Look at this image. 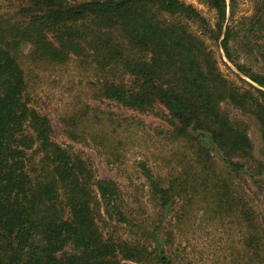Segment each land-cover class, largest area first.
Listing matches in <instances>:
<instances>
[{"label":"trees","instance_id":"trees-1","mask_svg":"<svg viewBox=\"0 0 264 264\" xmlns=\"http://www.w3.org/2000/svg\"><path fill=\"white\" fill-rule=\"evenodd\" d=\"M8 1L13 16L0 12V264H187L173 252L174 227H165L178 205L179 218L226 226L229 249L218 264H264V0L243 19L234 9L228 18L229 0H201L214 22L184 0ZM214 47L251 82L226 76ZM71 63L93 72L96 101L167 125L176 152L166 173L139 164L155 218L59 144L36 107L26 68ZM90 109L99 110L85 104L66 117L76 128L70 139L116 155L99 131H78Z\"/></svg>","mask_w":264,"mask_h":264},{"label":"rangeland","instance_id":"rangeland-1","mask_svg":"<svg viewBox=\"0 0 264 264\" xmlns=\"http://www.w3.org/2000/svg\"><path fill=\"white\" fill-rule=\"evenodd\" d=\"M184 1L196 6L204 16L214 22L215 13L201 0ZM229 5L231 8L228 9V18L233 9L236 19L250 17L255 10L254 0H235L233 5L229 0ZM0 12L13 16L14 8L10 7L8 0H0ZM214 48L220 68L226 76L236 80L240 85L245 83L240 82L238 75L246 82H251L227 59L223 50ZM29 68L26 69L30 88L34 93L33 100L38 110L51 119L55 140L65 147L71 146L84 159L90 161L99 178L113 179L126 187L132 195L130 200L135 201L133 195H136L137 199L147 205L149 215L155 218L152 202L146 195L147 188L139 172V164L143 160H148L157 171L166 173V160L172 158L176 147L165 136L167 125L162 118L152 113L132 111L110 101H96L93 98L92 87L88 85L94 74L93 72L84 74V69L77 63L60 67L54 72L38 71L30 65ZM85 104L99 110L90 109L86 113L89 122H86L87 120L83 122V118L79 120L78 131L95 135L99 131L104 135L102 138L107 139L105 144L110 145L113 150L115 148L118 150L116 155L113 156L112 151L101 144L100 146L94 144L95 142L79 144L70 139L69 133L76 128L68 127L65 119L75 111L82 110ZM228 109L233 117L240 116L237 110ZM252 125V138L258 148L259 133L256 125ZM177 210L179 205L165 223L166 228L174 227L176 243L173 252L177 259L184 260L188 262L187 264H218L223 260L229 249L226 226L213 223L206 216L187 215L179 218L176 216Z\"/></svg>","mask_w":264,"mask_h":264}]
</instances>
